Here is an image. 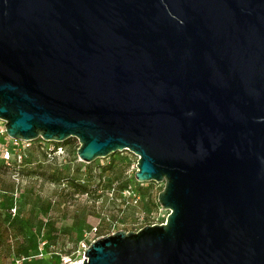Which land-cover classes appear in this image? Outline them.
<instances>
[{
    "label": "water",
    "instance_id": "1",
    "mask_svg": "<svg viewBox=\"0 0 264 264\" xmlns=\"http://www.w3.org/2000/svg\"><path fill=\"white\" fill-rule=\"evenodd\" d=\"M0 120L164 183L83 264H264V0H0Z\"/></svg>",
    "mask_w": 264,
    "mask_h": 264
},
{
    "label": "rangeland",
    "instance_id": "2",
    "mask_svg": "<svg viewBox=\"0 0 264 264\" xmlns=\"http://www.w3.org/2000/svg\"><path fill=\"white\" fill-rule=\"evenodd\" d=\"M60 143L62 155L45 159L28 141L27 162L19 179L0 161V262L57 264L81 243L91 244L118 230L137 231L164 223L169 213L157 195L163 182H139L137 156L116 151L86 163L77 156L76 138ZM87 193H75L70 182Z\"/></svg>",
    "mask_w": 264,
    "mask_h": 264
},
{
    "label": "built area",
    "instance_id": "3",
    "mask_svg": "<svg viewBox=\"0 0 264 264\" xmlns=\"http://www.w3.org/2000/svg\"><path fill=\"white\" fill-rule=\"evenodd\" d=\"M4 121L0 120V161L7 167L19 166L27 157V147L30 142L17 140L6 134ZM41 151L45 152L46 158L52 157V154L62 155L64 147L59 143L45 142L36 140ZM48 159V158H47ZM12 170V169H9ZM14 180L19 179L17 171H10ZM90 244L81 243L71 254L62 255L57 264H83L84 254ZM24 258H16L10 264H28ZM0 264H2L0 262Z\"/></svg>",
    "mask_w": 264,
    "mask_h": 264
},
{
    "label": "trees",
    "instance_id": "4",
    "mask_svg": "<svg viewBox=\"0 0 264 264\" xmlns=\"http://www.w3.org/2000/svg\"><path fill=\"white\" fill-rule=\"evenodd\" d=\"M67 142H69V140H67L65 143H67ZM37 148V150L39 151V152H41L43 155H44V157H45V159H46V155L47 154H45V152H43V151H41V149H40V147L39 146H36ZM27 157L24 159V161L19 165V166H14V167H7L6 165H4L3 163H2V167L4 168V169H6V170H8V171H17L18 173L20 172V170H21V168H23L24 167V165L26 164V163H28L27 162ZM9 169H12V170H9ZM69 187L72 189V191H75V193H80V194H83V193H87V191L86 190H84V188H83V186L81 185V184H77L76 182H74V181H72V182H70V184H69Z\"/></svg>",
    "mask_w": 264,
    "mask_h": 264
}]
</instances>
